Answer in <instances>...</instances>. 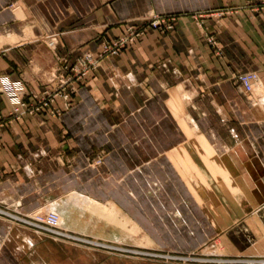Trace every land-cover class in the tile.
<instances>
[{"label":"crops","instance_id":"0c3cea01","mask_svg":"<svg viewBox=\"0 0 264 264\" xmlns=\"http://www.w3.org/2000/svg\"><path fill=\"white\" fill-rule=\"evenodd\" d=\"M257 2L7 0L0 7V76L40 93L61 59L73 64L85 52L98 59L70 84L60 118L23 115L2 128L0 264H147L109 243L184 255L212 239L222 255L264 256V188L251 202L224 196L213 182L197 190L188 177L210 174L190 137L217 156L244 144L242 160H259L264 170V5ZM155 15L171 16L172 27L150 28L118 54L98 57L105 41ZM247 73L258 77L249 93L239 81ZM9 110L0 92V115ZM75 192L116 207L119 224L75 211L63 227L92 242L66 244L23 220Z\"/></svg>","mask_w":264,"mask_h":264},{"label":"rangeland","instance_id":"374dc122","mask_svg":"<svg viewBox=\"0 0 264 264\" xmlns=\"http://www.w3.org/2000/svg\"><path fill=\"white\" fill-rule=\"evenodd\" d=\"M6 1L7 0H0V7L4 6ZM85 53H87V52H85ZM97 54H99V52ZM80 66H83L80 62L79 63L75 62L73 64H68L67 62H65V59H61V62H60L59 66H58V68L56 70L55 76L50 80L51 83L48 84L50 87H46L43 90H49V91H51V93H53L55 90H57V87H58V85L60 83V80H59L58 77H60L61 74H64L63 76L65 78H67L68 76L71 75L70 74V72H71L70 69L71 68H73V70H72V73H73L77 69H79ZM64 67L68 68L66 73L64 72ZM65 78H63V79H65ZM83 79L84 78L77 79V80L73 79L72 82H75V81L81 82ZM71 83L67 84V90L69 91V100H70V88L69 87H70ZM28 91L31 94L35 93V92H32L29 89H28ZM59 100H61V99H59ZM55 102H56L55 106L59 107V109H60V113L59 114H56V115L52 114L51 112L53 110L51 108L50 109H45L44 111H41V112L35 113V114L44 113L45 115H47L48 117L53 118V119L60 118V116L66 110H68L70 106H68L67 108L63 109L62 108V102H60L59 104H57V100ZM56 110H58V108ZM24 115H34V113L33 114L25 113ZM1 116H3V115H1ZM1 132H2V128L0 129V133ZM189 139H190V145L196 151H198L200 153V156H201L205 166L208 168V170L210 169L208 172L211 171L210 174H209L208 180H205V178H204V176L202 174H195V175L192 174V175L188 176L192 180L194 185L196 186V189L197 190H201V191L204 188L206 190H211V189H209L211 187V183L210 182H213L221 190V192H222V194L224 196H228L230 194L229 191L231 189L228 186L226 187L225 183L222 181L221 177L218 176V173H217V171H218L217 169L220 168L219 167L220 161H222V160L224 161L225 160L223 158H225L224 156L226 154L221 155V156H217V155H215V153H214V151H213V149L211 147H207L203 143L197 142V139H195L194 137H190ZM244 151L245 150L239 151V154H237L236 158H235L236 162H234V164L237 165V166L238 165L240 166V164H242L243 167L241 169H244L245 167L249 168V165L252 163V160L249 163H247V164H246V162H244L242 160V158L240 156V153H242ZM89 161L91 162L92 159L90 158ZM212 161H213V163H212ZM214 161H216V163H214ZM92 162L95 163L96 166H99V164L101 163V159L97 157V158H94V160ZM215 165H216V167H215ZM211 175H214V176H211ZM208 186H210V187H208ZM192 191L195 192V189L193 188ZM231 191H233V190H231ZM260 193H262V190H258V187L255 185L254 186L253 195L252 196L249 195L250 197H247V199L250 198L249 200L251 202H253L254 199L256 198V195H260ZM238 195H240V194L238 193ZM242 195H244V194H242ZM62 204L63 205H61L60 208L59 207L58 208L57 207H49L47 209L39 210L37 213L41 214V215H43V214H45L47 212H50V211L56 213L57 216H58V219H59V224H60V226L62 228H64L63 227L64 226L63 225L64 221L72 218L73 217V213H75V211L76 212L79 211L78 213L90 212L91 214H95V215H98L99 217H102V218H105V219L109 220L114 225H118L119 224L118 221H117V216L119 214V211H118V209L116 207H114L113 205H109V206L102 205V204H100L98 202H95L92 199L82 195V194H79V193H76V192L72 193V194H69L67 199H66V201L64 203H62ZM67 205H69V206H67ZM254 211L256 212V209ZM64 212H66V213H64ZM258 214H260V213L258 212ZM124 220H125L124 223L120 224L121 226H125L126 222L127 223L129 222L126 219H124ZM239 227H240V224H239ZM65 230H67V229H65ZM132 230H133V228H132ZM76 235H78V234H76ZM78 236H80V235H78ZM80 237H82V236H80ZM82 238H85V237H82ZM85 239H87V238H85ZM242 241L245 243L244 246H248L249 242H250V245H252L254 242H256V241H254V239L252 241L248 239L247 242H246V239H243ZM59 242L66 243V244H71V243H69V241L65 242L64 240H59ZM109 244H110V247H113V246H115L117 248L120 247L118 244H111V243H109ZM120 248H122V247H120ZM202 248L203 249H202L201 252H197V253H193V254H184V255L171 254V253H155V252H151L149 250H136V251H141V252L142 251L143 252H147L148 251V252L145 253V254H141V255H134V254H131V252L134 251L133 247H127L128 250L126 249L124 252L120 251V250H112V251H114V252L116 251V252H118L120 254L125 253L124 254L125 256H122V257H124V258H126L128 260H137V261L145 262L147 264H150V263L151 264H154V263H157V264H264V256H259L257 254H253L252 256H244V255H242V256H239V257L222 255L224 248L221 247L220 241H214L213 239L207 241L202 246ZM128 256H130V257H128ZM188 257H190L191 259H189Z\"/></svg>","mask_w":264,"mask_h":264},{"label":"built area","instance_id":"2783aa9c","mask_svg":"<svg viewBox=\"0 0 264 264\" xmlns=\"http://www.w3.org/2000/svg\"><path fill=\"white\" fill-rule=\"evenodd\" d=\"M263 5L264 0H258L256 7L259 8ZM168 19L172 20V17L155 15L151 16L140 24L129 25L123 34L103 43L98 57L118 54L122 49L132 44L137 38L141 37L150 28L158 29L162 27L163 23H166V28L170 29L172 26L171 23H167ZM208 39L209 41L214 43L211 37H209ZM51 43H53V41H51ZM97 61L98 59L92 53L87 52L83 54L78 61V63L80 62L83 66H80V68L73 73V68H71V75L67 78L63 76L64 74H61L60 77H58L60 83L57 87V90H55L54 92L52 91L53 93H51V91L49 90H43L39 94H31L22 81H12L7 76L1 75L0 92L6 95L10 104V110L7 114H4L3 116L0 115V129L3 128L6 124H10L14 121L19 120L25 113L35 114L44 111L45 109L51 108L53 110L51 112L52 114H59L60 109L59 107L55 106V101L58 98L61 99L63 109L70 106L67 84L71 83L73 79L77 80L84 78L91 69L96 67ZM67 69V67H64L65 73ZM257 78L258 77L255 73L240 75L239 81L243 90L247 93L251 92L252 86L257 81ZM56 107L58 108V110H56ZM23 220L42 233L50 235L51 237L58 240L78 243L82 242L87 244H90L92 242L62 228L59 224L57 214L51 211L43 215L36 213L29 219ZM117 249H120V251L123 252L125 251L120 247H118ZM131 254L141 255L145 253L134 250L131 252ZM188 258L191 259L190 257Z\"/></svg>","mask_w":264,"mask_h":264},{"label":"bare ground","instance_id":"6f19581e","mask_svg":"<svg viewBox=\"0 0 264 264\" xmlns=\"http://www.w3.org/2000/svg\"><path fill=\"white\" fill-rule=\"evenodd\" d=\"M245 149H246L245 145L243 144V145H240L238 147L237 152H233L231 155H230V153H226V155L224 156L225 158H223L225 160L220 161V164H219L220 168L217 169L218 170L217 173H218V176H220L222 181L225 183L226 187L227 186L230 187L231 190H233L234 192H238L239 194H244L245 197H250L249 195H251V196L253 195L255 185L258 187V190H263V188H264V174H262V173H264V170L259 169V166H261L259 160H252V163L249 165V168L245 167L244 169H241L243 167L242 164H240V166L239 165L237 166L234 164V162H236V159H235L236 155L239 154V151H242ZM212 163H213V161H212ZM214 163H216V161H214ZM215 167H216V165H215ZM211 176H214V175H211ZM208 187H210V186H208ZM209 189H211V187ZM231 190L229 192H231ZM64 213H66V212H64Z\"/></svg>","mask_w":264,"mask_h":264}]
</instances>
